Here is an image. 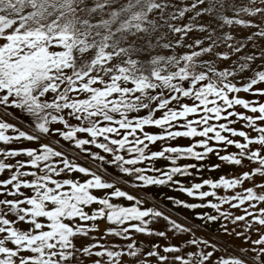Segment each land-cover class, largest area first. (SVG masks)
<instances>
[{"label": "crops", "instance_id": "crops-1", "mask_svg": "<svg viewBox=\"0 0 264 264\" xmlns=\"http://www.w3.org/2000/svg\"><path fill=\"white\" fill-rule=\"evenodd\" d=\"M35 35H11L8 57L22 58ZM60 44L70 50L67 41ZM63 55L60 85L72 74L69 53ZM11 60L14 70L18 60ZM37 67L39 61L31 70ZM19 76L0 81V264H115L118 254V264H126L111 244L128 246L129 227L135 241L149 227L154 231L147 205L112 189L80 159L127 177L136 194L187 203L188 219L221 228L229 241L264 259L262 100L239 113L240 91L195 82L179 92L162 88L151 111L142 95L117 104L99 93L81 105L68 87L62 95L59 85L50 92L39 85L41 77ZM28 82L39 87L29 90ZM261 93L255 88L244 97ZM252 193L258 197L251 203ZM215 199L221 212L209 216ZM115 210L119 217L112 219Z\"/></svg>", "mask_w": 264, "mask_h": 264}, {"label": "rangeland", "instance_id": "rangeland-1", "mask_svg": "<svg viewBox=\"0 0 264 264\" xmlns=\"http://www.w3.org/2000/svg\"><path fill=\"white\" fill-rule=\"evenodd\" d=\"M24 31L37 37L26 44L22 58L8 57L11 35ZM61 41L70 50H59ZM55 42L58 50L48 48ZM39 43L42 51L36 49ZM64 53H69L72 74L60 85L55 80ZM11 59L18 60L14 70ZM35 61L40 62L38 72L31 70ZM18 73L31 81L41 77L39 85L49 92L58 85L62 95L72 90L69 98L79 97L81 105L99 93L120 99L117 104L142 95V106L149 111L162 88L175 86L179 92L187 83L203 82L214 91H240V113L253 101L264 102V0H0V81L20 77ZM27 86L33 91L39 87ZM255 88L263 93L247 100L244 93ZM80 163L112 189L129 191L151 209L147 214L153 232L149 227L145 239L135 241L129 227L128 246L111 244L123 252L126 264H264L225 238L221 228L188 219L187 203L136 194L131 180L112 174V168L83 159ZM249 197L252 203L258 195ZM214 206L209 216L221 212L217 209L223 204L215 199ZM114 212L112 219L119 217ZM148 234H154L153 241L146 240ZM118 258H113L115 264Z\"/></svg>", "mask_w": 264, "mask_h": 264}]
</instances>
